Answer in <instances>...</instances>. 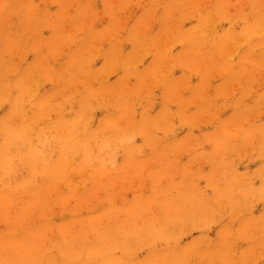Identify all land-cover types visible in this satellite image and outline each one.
I'll return each mask as SVG.
<instances>
[{"label": "rangeland", "instance_id": "rangeland-1", "mask_svg": "<svg viewBox=\"0 0 264 264\" xmlns=\"http://www.w3.org/2000/svg\"><path fill=\"white\" fill-rule=\"evenodd\" d=\"M219 3V0H0V61L2 65L8 64V71L0 74V85L5 89L7 84L13 86L21 74L24 77L26 85L20 98H16L27 139L24 145L17 141L4 160L0 158L3 168L0 173L5 174L0 179V204L6 205L5 209L0 205V238L17 234V238L5 239L14 243L37 241V245L46 241L55 259L53 264H77L76 258L67 262L61 259L64 251L58 248V243L64 236L74 238L91 218L102 222V226L97 225L100 230L109 217L116 219L117 240L126 242L127 213L132 206L143 204L154 213L162 203H180L182 193L199 191L195 194L200 199L215 204L214 209L204 214L206 221H198L199 217L192 221L187 213L180 214L182 217L175 215L174 206V217L169 230L166 225L164 239L149 238L146 240L149 243L133 244L132 249L131 242L116 246L114 257L127 264H144L152 246L157 251L172 246L178 255L174 264H259L264 259V0H223L222 6ZM22 20L24 24L31 22L24 26ZM33 26H37L36 32ZM249 26L256 27L253 34L246 33ZM164 31L168 34H163ZM34 34L40 39L35 44ZM5 38L12 41L9 47ZM20 40L28 43L21 45ZM88 40L91 42L86 43ZM72 54L84 61L87 79L80 75L68 82V75L74 73ZM193 54L200 62L190 64L194 67L188 69L187 61ZM117 59L126 62V67L130 64L133 67H129L130 72H125L121 63L115 62ZM46 67L48 78L41 75ZM164 78L172 83L168 94L160 81ZM14 92L11 106L0 99V117H6L16 107L12 100H17ZM89 92L93 94L84 100L83 96ZM123 100L130 105H126L125 112ZM75 114H79L77 124L72 119ZM114 118L118 122L109 125ZM13 121L8 120L14 127L20 123L19 119L15 124ZM61 121L68 129L76 124L73 126L76 134L69 139L70 143L81 139L87 129L97 137L90 144L89 160L83 149L77 150L69 160L67 172L48 180L40 162L33 171L21 163L30 158V151L48 156L51 152L50 158L56 163L55 147L67 130L56 129L55 125ZM216 135H223L224 139L216 140L219 138ZM4 136L0 132V143ZM99 143H103L104 149H100L103 147ZM220 161L227 167L221 165L224 172L221 166L216 168ZM7 165L14 167V174L11 168H5ZM222 172L228 173L226 178ZM234 179L241 189L250 187L255 192L244 198L232 189L230 194L235 193L232 196L236 197L235 202L241 200L240 204L231 205L232 209L227 201L229 194L213 199L218 190H229L224 186ZM37 192L42 201L32 203ZM4 199L10 203L2 204ZM159 212L153 215L157 217ZM31 232L43 237L32 238ZM223 254L227 258L220 260Z\"/></svg>", "mask_w": 264, "mask_h": 264}, {"label": "bare ground", "instance_id": "bare-ground-1", "mask_svg": "<svg viewBox=\"0 0 264 264\" xmlns=\"http://www.w3.org/2000/svg\"><path fill=\"white\" fill-rule=\"evenodd\" d=\"M206 1V0H205ZM220 1V3L223 1H221V0H219ZM186 3V2H185ZM206 3V2H205ZM219 3V4H220ZM171 4H172V2H171ZM222 4V3H221ZM220 4V5H221ZM27 5V4H26ZM166 5H168V3L166 4ZM222 6V5H221ZM25 7V6H24ZM206 7V6H205ZM169 8H170V6H169ZM171 8H172V6H171ZM217 7L215 6V9H216ZM218 8L220 9V7L218 6ZM30 9V8H29ZM218 9V10H219ZM169 10V12L170 13H172L171 11H170V9H168ZM221 10V9H220ZM219 10V11H220ZM19 11V10H18ZM166 11V10H165ZM32 12V11H31ZM151 12V11H150ZM18 13V12H17ZM33 13V12H32ZM164 13V12H163ZM166 13V12H165ZM178 13V12H177ZM36 14V13H35ZM154 14V13H153ZM174 14V13H173ZM29 15V14H28ZM149 15V14H148ZM165 15V14H164ZM172 15V14H171ZM25 16V15H24ZM151 16V15H150ZM166 16H168L167 18H169L170 16L168 15V13L166 14ZM165 16V17H166ZM230 16V15H229ZM261 16V15H260ZM172 17V16H171ZM179 17V16H178ZM196 17V16H195ZM258 17V16H257ZM23 18V17H22ZM21 18V19H22ZM31 18V17H30ZM29 18V19H30ZM35 18V17H34ZM214 18H215V16H214ZM170 19V18H169ZM168 19V20H169ZM178 19H180V18H177L176 20L177 21H179ZM187 19V18H186ZM247 19H248V16H247ZM258 19H259V17H258ZM146 20H147V17H146ZM149 20V19H148ZM175 20V21H176ZM27 21V20H26ZM33 21V20H32ZM170 22H171V19L169 20ZM173 21V20H172ZM176 21V22H177ZM185 21V20H184ZM219 21V20H218ZM21 22V21H20ZM24 21L22 20V23H23ZM29 22H31V21H29ZM28 22V23H29ZM161 22H162V20H161ZM181 22H182V19H181ZM215 22H217V21H215ZM214 22V23H215ZM27 23V22H26ZM26 23L24 24V26H26ZM27 23V24H28ZM164 23H166V21H164ZM169 22H167V24H168ZM173 23H175V22H173ZM172 23V24H173ZM177 24V23H176ZM179 24V23H178ZM208 24V23H207ZM248 24V23H247ZM163 25L164 24H161V26L163 27ZM182 25V24H181ZM181 25H179V26H181ZM211 25V24H210ZM209 25V26H210ZM29 26V25H28ZM32 26V25H31ZM38 26V25H37ZM37 26H33L34 27V29L37 27ZM168 26V25H167ZM167 26H166V28H167ZM169 26H170V23H169ZM30 27V26H29ZM177 27H178V25H177ZM151 28V27H150ZM179 28V27H178ZM178 28H176V31H177V29ZM214 28H215V26H214ZM165 29V28H164ZM174 30H175V28H173ZM216 29V28H215ZM214 29V30H215ZM243 29V32L245 33V31H244V29L245 28H242ZM174 30H173V32H174ZM212 30H213V28H212ZM246 30H247V32L246 33H249V34H253L255 31H256V27H251V26H249L248 28L246 27ZM37 31V28L35 29V32ZM61 31V30H60ZM165 31H166V29H165ZM164 31V33L163 34H165L166 32ZM172 30H170L169 32L170 33H172L171 32ZM136 32H137V30H136ZM135 32V33H136ZM168 32V31H167ZM178 32V31H177ZM216 32H217V30H216ZM33 33V32H32ZM142 33H143V31H142ZM141 33V34H142ZM144 33H145V31H144ZM143 33V34H144ZM169 33V34H170ZM213 33V32H212ZM261 33V32H260ZM29 34H31V33H29ZM137 34H140V33H137ZM149 33H147L146 35H148ZM166 34H168V33H166ZM240 34H243V33H240ZM258 34V33H257ZM12 35V34H11ZM145 35V34H144ZM144 35L142 36V37H144ZM196 35H198V34H196ZM189 35H187V37H188ZM201 36V35H200ZM240 36V35H239ZM142 37H141V39H142ZM150 37H152V36H150ZM160 37V36H159ZM164 37V36H163ZM177 37H179V35L177 36ZM16 38H18L17 36H16ZM20 38H23V37H20ZM92 38V37H91ZM131 38V37H130ZM174 37H172V39H173ZM222 38V37H221ZM220 38V40H224V37H223V39H221ZM36 39H38V37H37V35L36 34H34V37H33V42H34V44L35 43H37L36 42ZM58 39V38H57ZM134 39H136V37L134 38ZM139 39V38H138ZM150 39V38H149ZM164 39V38H163ZM184 39V38H183ZM215 39V38H214ZM245 39V38H244ZM251 39V38H250ZM249 39V40H250ZM38 40H40V39H38ZM37 40V41H38ZM156 40H157V37H156ZM21 41V45H22V43H28V41H25V42H23L22 40H20ZM130 41V40H129ZM140 41V40H139ZM142 41V40H141ZM143 41H144V38H143ZM145 41H146V39H145ZM152 41H154V39H152ZM158 41V40H157ZM156 41V42H157ZM161 41V40H160ZM163 41V40H162ZM162 41H161V43H162ZM185 41V40H184ZM4 42H7V45H8V47L10 46V43L12 42L11 41V39L10 38H5V41ZM38 42H40V41H38ZM89 42V40L86 42V43H88ZM90 42H91V40H90ZM89 42V43H90ZM163 42H165V41H163ZM167 42V41H166ZM186 42V41H185ZM208 42V41H207ZM231 42V41H230ZM242 42H243V40H242ZM42 43V42H41ZM47 43V42H46ZM137 43H139V42H137ZM152 43V42H151ZM154 43H155V41H154ZM157 43H159V42H157ZM173 43V42H172ZM196 43V42H195ZM218 43V42H217ZM226 43V42H225ZM34 44H32V45H34ZM143 44V43H142ZM179 44V43H178ZM207 44V43H206ZM219 44V43H218ZM243 44V43H242ZM174 45V44H173ZM172 45V46H173ZM192 45H194V44H192ZM226 45V44H225ZM237 45H239V44H237ZM237 45H236V47H237ZM138 46H139V44H138ZM214 46V45H213ZM215 46H216V44H215ZM241 46V45H240ZM12 47V46H11ZM221 47H222V45L220 44V45H218L217 46V49L219 50V49H221ZM231 47V46H230ZM15 48V47H14ZM216 48V47H215ZM235 48V47H234ZM224 49V48H223ZM11 50V49H10ZM14 50V49H13ZM16 50V49H15ZM194 49H192V51H193ZM197 50V49H196ZM234 50H236V48L234 49ZM258 50V49H257ZM12 51V50H11ZM190 51H191V48H190ZM190 51H188V52H190ZM191 51V52H192ZM198 51V50H197ZM196 51V54L199 52V54H201L200 53V50L197 52ZM236 51H238V50H236ZM15 53H16V51H14ZM13 52V53H14ZM186 52V51H185ZM190 52V53H191ZM194 52V51H193ZM225 52V51H224ZM190 53H187L188 55L190 54ZM195 53V52H194ZM184 54H186V53H184ZM184 54H181V56H183ZM199 54H197V57H199L200 55ZM234 54V53H233ZM236 54V53H235ZM9 55H11V54H9ZM15 55V54H14ZM13 55V56H14ZM194 55V54H193ZM199 55V56H198ZM222 55H225L226 56V54H222ZM227 55H229V54H227ZM255 55V54H254ZM16 56V55H15ZM76 56V57H75ZM71 55L70 56V59H71V61H72V68L71 69H73L74 70V73L73 74H69L68 75V82H73V81H75L77 78H78V76L80 77V75H83V77L85 78V75H86V73H85V71H84V61H82L79 57H77L78 55ZM179 56V55H178ZM177 56V57H178ZM186 56V55H185ZM203 56V55H202ZM190 57H191V55H190ZM197 57H195V55H194V60L195 61H192V59H190V61H187V63H189V65L190 64H194L197 60H199V59H197ZM13 59H14V57H12ZM176 58V57H175ZM175 58H173V59H175ZM199 58H201V57H199ZM204 58H206L205 56L203 57V59ZM223 58V57H222ZM227 58V57H226ZM245 57H243L242 59H244ZM12 59V60H13ZM178 59V58H177ZM177 59H175V60H177ZM182 59H183V57H182ZM1 60V59H0ZM3 60H4V58H3ZM9 60H10V63H11V59H10V57H9ZM113 60V59H112ZM125 60V59H124ZM174 60V62L176 63V61ZM205 60V59H204ZM224 60V59H223ZM16 61V60H15ZM109 61H111V59H109ZM185 61V60H184ZM202 61V60H201ZM225 61V60H224ZM112 62V61H111ZM115 62H117V63H121V65H122V67H123V69H125V72H127L128 70H129V72H130V69L131 68H133V67H131L130 66V64L129 65H127L128 67H126L125 65H126V62H122L120 59H117V60H115ZM198 62H200V60L198 61ZM205 62H206V60H205ZM243 62V61H242ZM2 61H0V74H4L5 72H7L8 71V64H5V65H2ZM7 63H8V61H7ZM129 62L127 61V64H128ZM180 62H178V64H179ZM183 63H185V62H183ZM202 63V62H201ZM4 64V63H3ZM198 64V63H197ZM197 64H196V66H197ZM11 65V64H10ZM15 65H16V63H15ZM181 65V64H180ZM246 65V64H245ZM186 66H188V64L186 65ZM192 66L193 65H190V68H188V69H193L192 68ZM264 66V65H263ZM7 67V68H6ZM129 67H130V69H129ZM179 67V66H178ZM194 67V66H193ZM200 67H202V66H200ZM38 68V67H37ZM16 69V68H15ZM185 69V68H184ZM199 69V68H198ZM24 70V69H23ZM39 70V69H38ZM134 70V69H133ZM187 70V69H186ZM201 70V69H200ZM199 70V71H200ZM29 71H31V70H29ZM36 71V70H35ZM195 71V70H194ZM241 70H239L238 72H236V73H238V75H239V72H240ZM243 72H244V70H242ZM32 73L34 72V71H31ZM90 72V71H89ZM189 72V71H188ZM197 72H198V70H197ZM211 72V71H210ZM226 72H228V71H226ZM257 72V71H256ZM22 73V72H21ZM24 73H26V72H24ZM193 73V72H192ZM191 72H190V74H192ZM195 73H196V71H195ZM200 73V72H199ZM234 73V72H233ZM235 73V76H237V74ZM10 74V73H9ZM8 74V75H9ZM38 74V73H37ZM48 74H49V68L48 67H46V68H43L42 69V72H41V75L44 77V78H48ZM93 74H95V73H93ZM136 74V73H135ZM87 75H89V74H87ZM137 75V74H136ZM184 75V74H183ZM10 76H12V74H10ZM25 76V75H24ZM34 76V75H33ZM96 76V75H95ZM138 76V75H137ZM200 76V75H199ZM201 76H202V74H201ZM209 76V75H208ZM233 76H234V74H233ZM259 76V75H258ZM9 77V76H8ZM41 77V76H40ZM89 77H91V75L89 76ZM92 77H94V75L92 76ZM91 77V78H92ZM204 77V76H203ZM22 78L24 79V77L22 76V74H21V76H20V79L19 80H17V81H14V80H12V81H14L13 82V86H10V84H9V86H8V84L5 86V89H3L2 88V86L0 85V91H2V92H0V99H4V100H6V101H8V102H10L9 103V105L11 106L12 104V101H11V96H12V91H15L16 92V95L14 96L15 98L16 97H19L20 98V93H22V88H23V85H26V84H23V80H22ZM29 78V77H28ZM87 78H88V76H87ZM87 78H85V79H87ZM210 78V77H209ZM34 79V78H33ZM32 79V80H33ZM182 79V78H181ZM199 79V78H198ZM3 80V79H2ZM25 80H26V78H25ZM29 80H31V79H29ZM81 80V79H80ZM183 80V79H182ZM181 80V81H182ZM189 80V79H188ZM187 80V81H188ZM241 81H242V79H240ZM161 82H162V85H163V87H164V91L168 94L169 93V91H170V86H171V82L169 81V80H167V78H164V79H162V80H160ZM184 81V80H183ZM186 81V82H187ZM240 81V82H241ZM4 82V81H3ZM189 82V81H188ZM187 82V83H188ZM209 82V81H208ZM5 83V82H4ZM4 83L2 84V85H4ZM34 83V82H33ZM184 83V82H183ZM243 83V82H242ZM35 84H37V83H35ZM22 85V86H21ZM174 85V84H173ZM182 85V84H181ZM186 85V84H185ZM209 85V84H208ZM227 86H229V85H227ZM242 86V85H241ZM240 86V87H241ZM33 87V86H32ZM198 87V86H197ZM28 88V87H27ZM30 88V87H29ZM173 88V87H172ZM179 88H180V86H179ZM35 89V88H34ZM55 89V88H54ZM175 90V89H174ZM226 90V89H225ZM55 91V90H54ZM57 91V90H56ZM207 91V90H206ZM232 91V90H231ZM234 91V90H233ZM14 92V93H15ZM23 92H26V89L24 88V91ZM35 92V91H34ZM178 92H180V91H177V93L176 94H179ZM175 93V92H174ZM32 94V93H31ZM36 94V93H35ZM53 93H51V95H52ZM55 94V93H54ZM53 94V95H54ZM93 93H86L84 96H83V98H84V100H85V98L89 95H92ZM170 94L172 95V93L170 92ZM169 94V95H170ZM233 94V93H232ZM23 95H25V93L23 94ZM29 94H27V96H28ZM48 95H49V92H48ZM134 95H136V94H134ZM180 95H181V92H180ZM32 96V95H31ZM46 96V95H45ZM179 96V95H178ZM177 96V97H178ZM33 97V96H32ZM175 97V96H174ZM220 97V96H219ZM228 97H230V95L228 96ZM23 98V97H22ZM89 98V97H88ZM216 98V97H215ZM215 98H214V100H215ZM17 99V98H16ZM13 100V103H16V107H14L13 109H11V111L9 112V114L7 115V114H5V115H7L6 117H0L1 118V121H0V132L3 134V135H5L4 136V138H2L3 140H2V142L0 143V158L2 159V160H4L3 158H5L6 157V154L8 153V151L13 147V144H15V145H17V141H21V143L26 139V135H25V131L23 130V127H21V120L22 119H24L23 118V116L20 114V111L18 110V106H17V104H18V102H19V100L17 99V100H15V102H14V98L12 99ZM21 100V99H20ZM28 100H30V99H28ZM125 100V99H124ZM124 100H123V102H124ZM213 100V101H214ZM226 101V100H225ZM26 102V101H25ZM44 102H46V101H44ZM52 102V101H51ZM84 102V101H83ZM122 102V103H123ZM173 102V101H172ZM187 102V101H186ZM241 102V101H240ZM247 102V101H246ZM0 103H2L1 101H0ZM41 103H43V101L41 102ZM209 103V102H208ZM224 103V102H223ZM24 104V103H23ZM82 104H84V105H86V103H82ZM81 104V105H82ZM124 104V110H123V112H125L127 109H126V105H127V103L126 102H124L123 103ZM129 104V103H128ZM14 105V104H13ZM24 105H26V104H24ZM211 105V104H210ZM223 105H225V104H223ZM240 105H241V103H240ZM51 106V105H50ZM128 107L130 106V105H127ZM238 106H239V104H238ZM9 107V106H8ZM83 107H85V106H83ZM212 107V106H211ZM227 107V106H226ZM40 108V107H39ZM223 109H224V107H222ZM25 109H26V107H25ZM130 109V108H129ZM217 109V108H216ZM220 110H222L221 108H219ZM27 110V109H26ZM26 110H24V111H26ZM211 110V109H210ZM226 110V109H225ZM23 111V110H22ZM50 111V110H49ZM8 112V111H7ZM47 113V111L45 110V114ZM80 113V112H79ZM222 113V112H221ZM220 114V113H219ZM218 114V115H219ZM78 117H79V114L78 115H74V117L72 118L73 119V122L74 123H76L77 121V119H78ZM76 118V119H75ZM213 118H214V116H213ZM9 119H12V120H14L13 121V123L16 121V122H18L17 120L19 119L20 120V123L16 126V127H14L15 125H13L12 126V124H11V122H8V120ZM43 118H41V120H42ZM79 119H81V118H79ZM4 120H6V121H4ZM184 120V119H183ZM65 121V120H64ZM118 122V120H116V118H114V119H110L109 120V125H115L117 122ZM233 121V120H232ZM247 122V121H246ZM29 123H31V121L29 122ZM35 123H36V121H35ZM74 123H72V124H74ZM15 124V123H14ZM72 124H70V125H72ZM77 124V123H76ZM76 124H74V125H72V129L71 128H69L68 129V127H67V125H66V123L65 122H58V125H55V127H56V129L57 128H62V127H64V128H66L67 130H65L66 131V134L65 135H63V137H61V139H59V141H57V139H56V141H57V147H55V148H58V157H57V159H56V163L55 162H53V159H51L50 158V155H51V152H50V154H49V156L48 155H45L44 154V152H39V151H30V154L31 155H29L30 156V158H26L24 161H23V163H21V165H25V164H27L28 166H29V168L28 169H31L32 171L34 170V168L37 166V163H39V164H41L40 166L42 167V170L45 172V176H46V178L48 179V180H52V178H56V177H58L59 176V174L61 173V175H64L66 172H67V169H69L70 168V159H72V157H73V154H75L76 152H77V150H82L83 149V152L85 153L84 154V156H85V158L86 159H88V157H89V155H87L88 153H89V149H90V144L93 142V140H95L96 141V135L94 134V133H89V131L87 132V130L85 131L86 132V134L85 135H83V137L81 138V139H75V140H73V142L72 143H70V141L71 140H69V139H71V137L74 135V134H76V131H75V129H74V127H75V125ZM242 124H244V122H242ZM30 125V124H29ZM245 125V124H244ZM74 126V127H73ZM156 127H159V125L157 124V126ZM30 128V127H29ZM36 128V127H35ZM234 128V127H233ZM40 129V128H39ZM28 130V129H27ZM63 130V129H62ZM117 130H119V129H117ZM41 131V130H40ZM64 131V132H65ZM224 132H226L225 130H223ZM30 132V131H29ZM61 132V131H60ZM82 132V131H81ZM85 132H82V134H84ZM223 132V133H224ZM46 133V132H45ZM44 133V134H45ZM56 133V132H55ZM238 133H239V131H238ZM245 133V132H244ZM43 134V135H44ZM227 134V133H226ZM248 134H250V132L248 133ZM247 134V135H248ZM46 135V134H45ZM81 135V134H80ZM219 135V134H218ZM218 135H216V136H218ZM237 135V134H236ZM243 135V134H242ZM47 136V135H46ZM75 136V135H74ZM222 136L223 135H220V136H218L219 138H216V140H219V141H221V138H222ZM33 137V136H32ZM116 137H119V134H116ZM224 137L226 138V136L224 135ZM236 137H238V135L236 136ZM211 138H213V136L211 137ZM214 138H215V136H214ZM245 138V137H244ZM45 139V138H44ZM222 139H224V138H222ZM243 139V138H242ZM247 139V138H246ZM27 140V139H26ZM213 141H215L214 139H213ZM103 143H104V145L105 144H107L106 142H104V141H102ZM32 143V142H31ZM43 143H45V142H43ZM102 143V144H103ZM225 143V142H224ZM23 145L25 144L24 142L22 143ZM94 144V143H93ZM99 144H101V143H99ZM98 144V145H99ZM101 144V145H102ZM21 144H19V146H20ZM46 145V144H45ZM98 145H97V147H98ZM102 145V147L103 148H100V149H104V147L106 146L107 147V145ZM56 146V145H55ZM96 146V145H95ZM230 147H232V145H230ZM38 148V147H37ZM52 149H53V147H51ZM54 148V149H55ZM228 147H226V148H223V149H227ZM234 148V147H233ZM99 149V148H98ZM56 150V149H55ZM14 151V150H13ZM16 153V152H15ZM53 153V152H52ZM9 154V153H8ZM11 154V153H10ZM17 154V153H16ZM15 154V155H16ZM54 154V153H53ZM83 154V153H82ZM82 154H81V157L80 158H82ZM18 155V154H17ZM78 155V154H77ZM8 156V155H7ZM57 156V155H56ZM76 156V155H75ZM97 156H98V154H97ZM10 157V156H9ZM13 157H15L14 156V153H13ZM13 157H11L12 159H14ZM52 157V156H51ZM95 157V156H94ZM53 158V157H52ZM79 158V157H78ZM10 159V158H9ZM74 159H75V157H74ZM7 160V159H6ZM18 160V159H17ZM89 160V159H88ZM7 162H9V161H7ZM13 162V161H12ZM18 162H20V159H19V161ZM17 162V163H18ZM88 162V161H87ZM87 162H86V164H87ZM90 162V161H89ZM221 162V163H220ZM219 163L220 164H217L216 165V168L218 169L219 167L218 166H221V165H224V164H222V161H220ZM10 163H11V161H10ZM85 163V162H84ZM91 163V162H90ZM53 164V165H52ZM85 164V165H86ZM5 165V161H3L2 162V166H4ZM11 165V164H10ZM20 165V166H21ZM89 165V164H88ZM12 166V165H11ZM19 167V164L18 165H16V167ZM6 167H9V165H7V166H5V168ZM17 167V168H18ZM74 167V166H73ZM224 167H225V165H224ZM9 168H11L12 169V171H11V173L12 174H14V171H15V169H14V167L12 168V167H9ZM221 168H222V166H221ZM226 169H227V167H225ZM225 168H222V169H220V170H223V172L224 171H226V170H224ZM229 168V167H228ZM0 169H3V168H0ZM231 170V169H230ZM18 171V170H17ZM4 172V171H3ZM10 172V171H9ZM9 172H7L6 173V175L8 176V174L10 175V173ZM92 172V171H91ZM222 172V173H223ZM16 173H18V172H16ZM226 173V172H225ZM225 173H223L224 175H225ZM1 174L2 173H0V179H1ZM11 174V175H12ZM226 174H228V173H226ZM2 175H5V174H2ZM223 175V176H224ZM17 176V175H16ZM226 176L227 175H225L224 177L226 178ZM9 177V176H8ZM13 177V176H12ZM3 179V178H2ZM19 179V178H18ZM2 181V180H1ZM0 181V182H1ZM47 181V180H46ZM3 183V182H2ZM46 184H47V182H46ZM45 184V185H46ZM227 184V183H226ZM6 185V184H5ZM48 185V184H47ZM185 186V185H184ZM12 187V186H11ZM187 187H188V185H187ZM190 187H192V186H190ZM226 189H227V187H228V189L229 190H224V189H222L221 190V192H220V190H218V192H217V194L214 196V199L213 200H215V199H219L221 196L222 197H224V195H227L228 196V194H229V196H228V199H227V201H229V204H230V208L232 207L231 205H236L237 203H241L239 200H237L236 202H235V200L234 199H236V197L233 199V197H234V195L233 194H235V193H233V194H230V192H233V190H235V192H240V194H242L243 196H244V198H245V196L247 197V195H252V193H254L255 191L253 190V189H251L250 187H245V188H240V186H239V184H238V182H237V179H234V181H232V182H229V186H224ZM230 187V188H229ZM9 188V187H8ZM8 188H6V190L8 189ZM185 189H186V186L184 187ZM221 188V187H220ZM3 189V188H2ZM189 189V188H188ZM233 189V190H232ZM5 190V191H6ZM9 190V189H8ZM192 190H194V188H192ZM197 190V189H196ZM224 190V191H223ZM2 191V190H1ZM4 191V190H3ZM46 191V190H45ZM189 191V190H188ZM198 191V190H197ZM227 192V194H226V192ZM48 192V191H47ZM192 192V191H191ZM195 192V191H194ZM199 192V191H198ZM198 192H195V193H198ZM191 194V193H187V194H184V193H182V194H180V197H181V201H180V203H178V204H172V203H162V204H160V205H158V209L160 210V212H159V210H156L155 209V212H156V214H157V211L159 212V214H158V216L156 217L155 215H153L154 213H153V211H150L149 210V206H147V207H144L143 206V204H136V206L135 207H133L132 206V208L131 209H129L128 210V213H127V220H128V227H129V231H128V235H127V237H126V242H123V241H118L117 239L119 238V236H117L116 235V233H115V231H117L116 229H117V227H118V222H117V220L116 219H114V218H112V217H109L108 218V220H106V221H104V223H105V226H104V228H102V230H100V228H98V226L97 225H99V224H101V226H102V222H100V223H97V221H95L94 220V218H91L90 220H88L84 225H85V227L84 228H82L83 230L80 232H78V234L74 237V238H72L71 236H70V239H68V236H64L62 233H61V235L62 236H64V238L58 243V248L60 249V250H62V251H64V254L62 253L61 254V259L63 260V261H65V262H67V261H69L70 259H72V258H76V259H78V263L77 264H97V263H99V262H102V263H104V264H127L126 262H124L123 263V260H119V258H115L114 257V254H115V248H116V246H119V245H125L126 243H132V246H131V249L133 248V244H135V246L136 245H138L140 242H146V243H149V242H147L146 240L147 239H155V238H159V239H164V237H165V235H166V233H165V230L166 231H168L169 229H170V227L169 226H171L170 224L172 223V217H174L173 215V212H172V210H174V206H176V209H175V215H178L179 214V216H181V215H183V214H186L187 213V215L189 216V218L193 221V218L194 217H199V219H198V221H202V220H204V221H206L205 220V217H204V214H207V213H209V211H210V208H212L213 206H215V204H213V203H211L210 201H208V199H205V200H203V199H200V197H198L196 194ZM221 193H223V194H221ZM31 194V193H30ZM46 194V193H45ZM44 194V195H45ZM239 194V193H238ZM28 195V194H27ZM27 195H26V197H27ZM35 195V194H34ZM199 195V194H198ZM30 196H32V194L31 195H29V197ZM202 196V195H201ZM233 196V197H232ZM236 196V195H235ZM240 196V195H239ZM0 197H2L1 195H0ZM29 197H28V199H29ZM203 197H204V195H203ZM232 197V198H231ZM34 199H31V200H33L32 201V203H39L40 201H42V200H40L41 199V195H38V192H37V194L33 197ZM205 198V197H204ZM227 198V197H226ZM42 199H44V197H42ZM25 200H27V199H25ZM40 200V201H39ZM4 201H5V199H4ZM29 201V200H28ZM248 201V200H247ZM12 202V201H11ZM7 203H10V202H7V201H5V202H3L2 204H7ZM219 203V202H218ZM227 203V202H226ZM236 203V204H235ZM228 204V203H227ZM238 204V205H239ZM1 205V204H0ZM218 205V204H217ZM238 205H237V207H238ZM5 206L6 205H1V207H4L3 209H5ZM218 207V206H217ZM235 207V206H234ZM152 208V207H151ZM213 209H214V207H213ZM227 209V208H226ZM232 209H233V207H232ZM221 210V209H220ZM183 213V214H182ZM181 214V215H180ZM182 217V216H181ZM180 217V218H181ZM94 220V221H93ZM182 220V219H181ZM204 221H202V222H204ZM187 221H185V223H186ZM190 223V222H189ZM104 225V224H103ZM168 226V230H167V226ZM100 226V227H101ZM31 233H33V232H31ZM242 233V232H241ZM251 234V233H250ZM17 235V234H16ZM10 236V235H8L7 237H5V238H17L18 236ZM43 236L42 235H40V234H35V233H33L32 234V238H42ZM5 238H0V264H53V262L55 261V259H54V257H52V255H51V253H50V250L48 249V247H46V244H47V242L45 241V243H44V245H42L41 243L42 242H40V244L41 245H37L36 243H37V241L36 242H34V243H28V242H23V241H19L18 243H14V242H12L11 241V239H5ZM14 240V239H13ZM9 241H11V242H9ZM158 241V240H157ZM49 243V242H48ZM152 243H153V241H152ZM123 245V246H124ZM130 246V245H129ZM168 248H170L169 250H168ZM196 248V247H195ZM158 250V249H157ZM155 248H154V246H152V248H151V252H150V255H149V257H148V259L146 260V262L144 263V264H174L175 263V261H176V259H177V257H178V255H177V253H176V250L173 248L172 249V246L171 247H168V246H163V250L164 251H157ZM160 250V249H159ZM192 250V249H191ZM218 251H220V249L218 250ZM217 251V252H218ZM186 255H187V253H186ZM190 255V254H189ZM215 255V257H217L216 256V253L214 254ZM222 255V254H221ZM220 256V255H219ZM223 259H220V260H225L227 257H226V255L225 254H223ZM221 257V258H222ZM218 258V257H217ZM220 258V257H219ZM187 260V259H186ZM129 262V261H128ZM185 262V261H184ZM129 264V263H128ZM132 264H137V263H134V262H132ZM138 264H141V263H138Z\"/></svg>", "mask_w": 264, "mask_h": 264}, {"label": "snow or ice", "instance_id": "snow-or-ice-1", "mask_svg": "<svg viewBox=\"0 0 264 264\" xmlns=\"http://www.w3.org/2000/svg\"><path fill=\"white\" fill-rule=\"evenodd\" d=\"M259 264H264V259H261V260L259 261Z\"/></svg>", "mask_w": 264, "mask_h": 264}]
</instances>
